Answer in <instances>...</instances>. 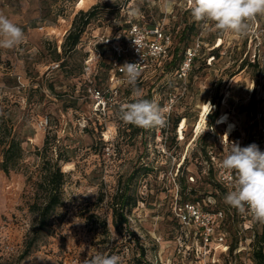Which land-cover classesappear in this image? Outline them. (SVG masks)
Segmentation results:
<instances>
[{"label":"rangeland","instance_id":"1","mask_svg":"<svg viewBox=\"0 0 264 264\" xmlns=\"http://www.w3.org/2000/svg\"><path fill=\"white\" fill-rule=\"evenodd\" d=\"M55 1V6L45 1L48 7L53 6L46 25L31 29L16 48L0 49V119H10L11 134L22 140L25 151L18 171L8 176L0 171V264H84L96 253L118 255L120 264H140L135 260L139 249L144 251L141 264H211L213 257L217 262L221 258L220 264H228L219 252L204 254L198 248L199 242L189 239L187 231L178 227L171 208L175 206L173 197L178 190L181 164L188 189H194L200 199L211 197L202 146L208 148L218 177L216 165H220L230 146L225 133L229 136L233 132L232 142H239L241 147L249 139L254 144L259 139L261 121L250 116L247 104L252 99L256 110L264 112V16L258 15L251 22V30L243 38L229 34L218 39L216 33L204 32L200 27L192 79H188V74L180 79L175 72L161 70L145 73L140 88L144 96L150 92L151 101L165 109L167 123L144 129L129 140L128 124L119 117L122 105L133 99L132 93L128 97V86L122 85L109 115L94 112L92 100L84 91V60L91 56L90 80L94 77L95 87L106 89L108 71L116 59H130L129 28L138 25L150 31L158 27L173 37L181 13L189 9L188 0H82L80 5V0ZM107 5L115 6L118 14H110ZM94 6L99 8L96 18L85 29L75 52L62 55L61 44L71 28L69 19ZM39 26L45 29L39 30ZM220 44L218 56L212 58L211 51ZM113 45L122 49L120 56ZM244 57L257 67L238 71L239 60ZM55 63L60 67L50 70ZM218 96V122L210 129L205 117L197 129L204 106H208L207 115L211 111L207 103ZM181 116L187 118L179 123L184 127V139L175 134L172 140V124ZM45 118L47 125L41 127ZM204 135V141H198ZM46 138L53 154L65 147L74 162L62 165L67 180L63 204L53 217V234L42 237L36 249L17 262L32 222L22 197L26 186L24 172H35L39 163L35 151L43 147ZM99 139L110 148L108 152L102 151ZM137 164L149 166L150 172L137 187L140 201L129 216L128 225L132 237L127 231L117 233L112 228L108 203L119 177L128 175ZM101 195L102 202L98 200ZM91 215L97 218H89ZM240 216L242 228L228 225L225 240L231 243L236 234L235 250L240 253L233 256L235 264H252V232L244 231L248 225L246 214ZM102 219L107 222V233L102 231Z\"/></svg>","mask_w":264,"mask_h":264},{"label":"trees","instance_id":"2","mask_svg":"<svg viewBox=\"0 0 264 264\" xmlns=\"http://www.w3.org/2000/svg\"><path fill=\"white\" fill-rule=\"evenodd\" d=\"M105 8L108 9L110 14L117 15L118 12L115 11L116 7L107 5ZM98 7L94 6L89 11L83 12L79 11L73 18L71 23V28L64 37L63 43L61 44V53L62 55L68 56L69 54L75 52L77 46L80 43L81 37L84 34L85 29L89 24L96 18ZM190 8L185 9L179 18V21L175 24L174 27H178L175 35L168 34L164 32L170 38V44L167 50V55L160 60H155L149 63L148 67L142 71L140 78L138 79L137 86L142 87V76L145 73L153 70H161L162 73H171L175 72V75H178L179 68L184 60L185 54L187 51L193 49L196 44V37L199 34L200 26L198 23L194 22L192 17L189 18ZM216 38L221 39V35H216ZM173 41V43H172ZM172 44V45H171ZM221 44L211 51L212 58L218 56V50ZM245 47V44L243 45ZM98 48H102L101 45H98ZM114 54V53H113ZM195 59L191 63V69L188 73V79H192L193 69H194ZM124 60L119 61L116 59V62L113 63V66L108 71L107 77V86L109 81L110 72L114 69L116 65H123ZM251 66L252 68L257 67L256 63H248L247 58H241L238 64V71H241L247 67ZM60 67V65H59ZM94 77L90 80L89 85L95 87ZM122 85L128 86L126 89L127 96H130L132 93L131 86L127 84L126 81L119 83L117 87V97L120 94V87ZM106 89H99L100 91H105ZM151 88H149L150 90ZM87 83L85 84V93L87 94ZM145 99L151 100V93L148 92L145 96ZM133 99L130 100L132 102ZM221 96L211 97L209 102L214 106V111H211L210 114L207 112V107L204 106L203 113L201 114L200 121L198 123L197 129L205 122V117L207 119V125L210 129L215 126L216 121L218 120V110L220 108ZM93 105V102H92ZM248 111L250 116H255L260 112L256 110V104L252 99L247 104ZM112 112V107L106 110L105 115H109ZM186 120V116L178 117L172 124L171 133L173 135L172 140H175V134H178V127L181 120ZM185 126V125H184ZM219 126V125H217ZM222 126V125H221ZM11 121L0 119V147H1V162H0V171L8 176L11 172H16L20 169V161L24 156V149L22 148V140L11 134ZM184 129V127H183ZM183 129L181 133L183 135ZM129 133L127 138L129 140H134L139 133H141L144 128L137 127L135 125L128 124ZM207 135L199 137L198 141H204V138ZM233 132L227 137V139L232 142ZM260 139V136L258 137ZM184 139V138H182ZM259 139L256 141V145L259 143ZM101 149L104 151L105 144L99 139ZM253 144L252 139H249L246 142V146ZM51 142L48 138L45 139L43 147L41 149H36L35 155L39 159V163L36 166V170L29 175L24 172L25 175V190L22 195L25 200V205L27 211L32 216L31 226L24 242V247L22 252L17 258V262L23 261L27 258L37 247V244L44 236H49L53 234V217L57 208L61 207L63 204V187L67 180V174L62 171V165H67L73 163V157L71 156V151L65 147L59 148L55 154L52 153ZM201 152L204 155V160L207 166V181L209 186L212 188L211 197H205L200 199L195 196L196 191L192 188L188 189L189 186L186 184V180L183 177V164L178 168L179 175L177 176V187L178 190L173 197V203L182 207L185 204H199L201 209L205 212L216 214L218 212L222 213V218H218L213 223V234L214 236H222L226 245L228 246V251L225 255H222L226 259L228 264H235L234 255L239 254L240 251L235 250L237 244V235H235L234 240L231 243H227L225 240V235L227 233V226H239L241 229L242 220L238 219L240 213L232 208L229 205L222 204L224 202V196L228 191V183H223L219 180L216 174H214V168L212 162L210 161V156L208 155V148L206 146L201 147ZM182 168V169H181ZM181 170V172H180ZM150 172L149 166L143 164L134 165L130 173L124 177H119L117 181V186L114 190V193L110 195L109 199V210L111 213V226L117 233H122L127 231L130 236H134L133 232L129 230V216L131 215L133 209L137 207L138 202L140 201L137 193V187L141 178L147 176ZM192 178V177H190ZM189 178V180H190ZM193 179V178H192ZM193 182V181H191ZM188 192L186 193V191ZM104 195L99 197V201L102 202ZM213 203H211V201ZM205 202H208L206 206H203ZM174 206V205H173ZM174 208V207H173ZM173 208H171V216L174 221L178 224L180 229H185L189 239H195L198 243V236L194 234V231L190 227H184L181 222L175 217L173 213ZM241 217V216H240ZM89 218H97L94 215H91ZM102 231L104 233L108 232V225L105 219L100 221ZM259 226V229L258 227ZM245 232H252L251 243H250V261L252 264H264V224L254 221V223L247 229H244ZM237 233V231H236ZM134 243L137 242L136 238L133 239ZM194 248V246H193ZM194 250V249H193ZM195 254V253H194ZM193 254V255H194ZM144 258L143 249H139L138 257H135V260L141 264L142 259ZM221 260V258H220ZM217 262L216 264H220ZM149 264V263H146Z\"/></svg>","mask_w":264,"mask_h":264},{"label":"clouds","instance_id":"3","mask_svg":"<svg viewBox=\"0 0 264 264\" xmlns=\"http://www.w3.org/2000/svg\"><path fill=\"white\" fill-rule=\"evenodd\" d=\"M188 5L193 21L204 32L218 35L243 38L250 32L251 22L258 15L264 16V0H188ZM24 39L22 28L0 13V49H14ZM119 68L131 86L133 97L132 102L122 105L119 118L125 124L144 129L165 126V109L145 99L142 89L137 86L142 64L125 62ZM207 104L212 111L213 106ZM225 135L228 137L227 133ZM225 151L220 167L233 175L229 176L224 203L264 224V151L254 143L241 147L239 142H230ZM120 261L118 255L96 253L86 258L84 264H120Z\"/></svg>","mask_w":264,"mask_h":264},{"label":"built area","instance_id":"4","mask_svg":"<svg viewBox=\"0 0 264 264\" xmlns=\"http://www.w3.org/2000/svg\"><path fill=\"white\" fill-rule=\"evenodd\" d=\"M39 30H42V28H39ZM128 33L130 51V59L128 62L141 63L142 71H144L152 61L163 59L167 55L170 38L163 32L162 29L155 27L150 31H146L138 25H132L129 28ZM198 47L199 43H196V46L187 51L185 54L184 60L179 68L177 75L178 78H186L190 70L191 63L198 53ZM113 48L120 56L122 49L115 45H113ZM92 65V58L89 56L84 60L83 65V71L87 77L86 91L93 102L94 112L100 115H105L106 110L111 108L117 97V87L119 83L126 80L124 79L123 73L120 71V65H116L110 72L107 90L104 92L100 91L89 85L90 75L92 74ZM58 68V63L52 64L49 67L50 70ZM170 102H172V99H170ZM256 117L261 121L258 147L261 151H264V112H259ZM40 125L41 127H46L47 119L45 118L42 120ZM109 150V147L105 148V151L108 152ZM216 166H218L219 180L223 183H229V176L233 175V173L222 169L220 165ZM190 181H193V179L190 178ZM173 213L184 227H190L193 229L194 234L198 236V248L203 250L204 254L219 252V254L225 255L227 253L228 246L226 245L224 238L222 236H214L213 234V223L216 219L222 218V213L218 212L216 214H211L205 212L201 209L199 204H185L182 207L175 204ZM246 217L248 218V225L245 226L244 229L249 228L254 223V220L250 215L246 214ZM216 262L217 260L213 257L211 264H216Z\"/></svg>","mask_w":264,"mask_h":264},{"label":"crops","instance_id":"5","mask_svg":"<svg viewBox=\"0 0 264 264\" xmlns=\"http://www.w3.org/2000/svg\"><path fill=\"white\" fill-rule=\"evenodd\" d=\"M45 1H49L53 6L57 4V1L42 0L40 3L35 0H0V13L6 15L14 23L22 28L25 34H29L31 29H34L38 25H46L47 14L52 13L53 6L48 7ZM80 0L78 3H80ZM79 5L77 7H79ZM50 10V11H49ZM74 13L69 19V24L73 19ZM56 20V19H55ZM62 19H60L61 21ZM66 23L65 20H62ZM59 23L58 20H56ZM43 29L42 26H39Z\"/></svg>","mask_w":264,"mask_h":264},{"label":"bare ground","instance_id":"6","mask_svg":"<svg viewBox=\"0 0 264 264\" xmlns=\"http://www.w3.org/2000/svg\"><path fill=\"white\" fill-rule=\"evenodd\" d=\"M222 119H223V120H226V119H225V115H222ZM217 122H218V121H217ZM181 128H183V124H181V126H179V129H178V131H177L178 135L180 136V139H182ZM231 128H234V125H232Z\"/></svg>","mask_w":264,"mask_h":264}]
</instances>
